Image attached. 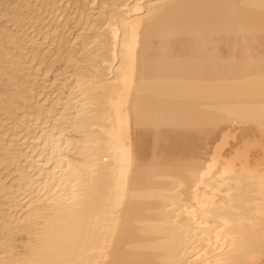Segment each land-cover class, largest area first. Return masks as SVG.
I'll list each match as a JSON object with an SVG mask.
<instances>
[{"label": "bare ground", "instance_id": "1", "mask_svg": "<svg viewBox=\"0 0 264 264\" xmlns=\"http://www.w3.org/2000/svg\"><path fill=\"white\" fill-rule=\"evenodd\" d=\"M0 20V264H264V0Z\"/></svg>", "mask_w": 264, "mask_h": 264}, {"label": "rangeland", "instance_id": "2", "mask_svg": "<svg viewBox=\"0 0 264 264\" xmlns=\"http://www.w3.org/2000/svg\"><path fill=\"white\" fill-rule=\"evenodd\" d=\"M2 21H3V20H0L1 23H2ZM0 26H1V25H0ZM77 31H78V30L75 29V35L77 34ZM44 70H45V69L42 70V75H43ZM54 74H55V73H52V75H51V79H53ZM42 75H41V76H42ZM55 75H56V74H55ZM40 78H41V77H40ZM66 91H67V90H66ZM54 95H55V94H54ZM54 95H53V96H54ZM5 172H6V171H5ZM5 172H4V173H5ZM1 194H2V193H1ZM1 197H2V195H0V198H1ZM18 238H19V239H17V240H18L17 242H19V241H23V240L25 239V236H23V237L21 236V237H18ZM21 238H22V239H21ZM20 239H21V240H20ZM14 244H15V243H14ZM16 246L19 247L20 244L17 243Z\"/></svg>", "mask_w": 264, "mask_h": 264}]
</instances>
